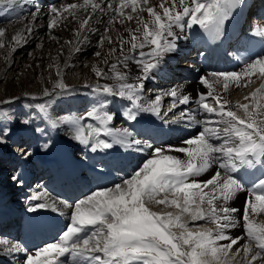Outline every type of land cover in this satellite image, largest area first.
Listing matches in <instances>:
<instances>
[{"label":"snow or ice","instance_id":"snow-or-ice-1","mask_svg":"<svg viewBox=\"0 0 264 264\" xmlns=\"http://www.w3.org/2000/svg\"><path fill=\"white\" fill-rule=\"evenodd\" d=\"M30 2L23 0V4ZM245 4L246 0H82L49 5L45 13L49 30L69 17L78 24L74 39L65 42L69 58L89 43L88 33L99 31L91 25L94 17H109L94 56L102 57L105 43L109 47L91 68L99 79L86 85L96 98L89 110L82 115L50 114L53 100L73 94L64 79V69L70 65L54 58L48 65L56 76L51 88L31 95L33 100H43L34 105L38 114L52 129L66 127L70 138L90 153L118 148L139 154L143 160L118 183L99 186L74 202L53 197L47 188L38 189L28 197L27 211L47 210L67 217L58 239L29 250L19 241L0 237V252L23 253V264H264V223L252 218L264 214V178L246 180L249 169L259 168L264 177V84L244 98L248 103L237 102L233 107L226 95L233 85L247 87L252 77L264 78V54L245 59L240 71L202 75L199 84L206 91L195 98L181 85L159 89L154 96L144 94L145 82L164 70L165 58L177 51L178 41L189 39V30L198 28L208 42L221 41L226 25ZM0 5L22 6L20 0H0ZM34 7L31 21L10 39L7 29L0 27V49L14 53L27 42L24 33H33L41 13L39 5ZM252 35L264 38V28L253 26ZM130 61L137 67L135 75L121 70ZM100 79L113 83H100ZM165 98H171V105L163 111ZM15 99L0 103L11 104ZM117 100L120 107H115ZM180 105L186 107L167 119ZM198 113L204 118H198ZM150 117L162 126L199 130L180 145H157L138 138L154 139L152 130L143 126ZM0 118V122L13 119L3 110ZM121 118L127 126L115 127L114 121ZM33 119L29 116L20 122L27 126ZM10 132L11 128H0V145L8 143ZM48 147L43 145L45 150ZM19 155L27 159L31 149H20ZM209 173V178L201 179ZM12 180L20 186L25 183L23 174L13 175ZM242 192L247 196L238 218L240 209L229 205ZM168 208L173 210H163ZM241 224L243 233L233 237L231 230Z\"/></svg>","mask_w":264,"mask_h":264},{"label":"bare ground","instance_id":"bare-ground-1","mask_svg":"<svg viewBox=\"0 0 264 264\" xmlns=\"http://www.w3.org/2000/svg\"><path fill=\"white\" fill-rule=\"evenodd\" d=\"M249 1L250 0H246L243 9L236 13L233 19L226 25V35L221 41L215 43L208 42L198 28L189 30V39L178 41L179 47L177 51L169 54L165 58L164 70L157 74L154 79L145 82L144 90H146V92L144 91V94L154 96V93L159 89H167L174 85H181L186 94L190 93L192 97L195 98L197 93L206 91V89L199 84V78L202 75L214 71H240L245 59L256 58L257 56H251L249 54V44L253 38H264L252 35V27L257 26L264 28V23L263 25H255L250 21L246 22L241 19V14ZM20 2L22 6H13L12 8H7L6 5H0V27H5L7 29L6 36L8 39H10L16 31L24 30L25 25L31 21V13L35 11L34 5L40 6L41 13L36 22V27L33 33L28 35L25 31L24 34L27 36L26 43H23L14 53H8L7 48L0 49V56H2L1 58L3 59V62H0V67L3 65L6 70L15 65L13 59L16 53L25 52V48L30 46V44L39 43V45H43L46 42L50 43L49 49H52L50 52L49 49H42V51L37 53V58L42 61L44 60V63L46 62V67L48 68L47 74L43 76L44 73H42L43 71L41 69H39V72L29 70L24 72L19 78L20 81L17 82V84L21 83L22 86L26 87L25 83L28 81L31 82V80L37 78L35 83L33 82L34 85H32L34 89L40 87L42 78L47 80L52 76H55V70L48 67L50 63H53L54 58H58L61 65H63L65 61L70 65L69 68L64 69L65 79L69 70L78 63L82 54L89 51V48L94 44L95 39V45L97 47V41L100 38V34L104 31L103 24L109 18L106 15L100 16L98 19L94 17L93 21H91V25L99 31L88 33L89 43L83 46L81 52L75 53L69 58L67 50L68 46L65 42L74 39L75 29L78 27L77 22L69 17L68 21L64 24H61L55 29L49 30L46 26L48 18L45 16V13L48 11L49 5H54L53 2L51 3L48 0H31L28 4H23V0H20ZM73 2L80 3L82 0H65L63 4ZM105 2L107 3L108 0H105ZM79 15L86 17L88 13L80 12ZM145 18H147L146 14ZM129 26L135 27V24L131 23ZM116 28L120 32L124 31L123 26H120L119 24L116 25ZM112 34L115 35V33ZM124 35L127 36V33H124ZM108 47L109 45L105 43L104 49L102 50V57H96L94 60L88 61L85 71L80 70L81 72L75 73L74 82L84 86V89L82 87V89L74 90L71 96L59 97L52 101V107L49 109L52 116L64 115L65 112L69 110H77L89 101L92 103L95 102L96 98L92 91L88 89L86 92L87 89L85 88H88L86 85H94L99 79L91 71V68L93 65L99 63L103 58V52H106ZM62 49L63 52H61ZM97 50L100 49L97 47L95 51ZM6 53L8 54L7 60L5 59ZM205 63H207V65H205L207 68L204 67ZM100 66L103 67L105 71L108 70V66L103 64H100ZM121 70L128 71L132 75H135L138 71L133 61L128 63L127 69L121 67ZM11 77L12 75L9 74L8 78ZM100 83H113V81L100 79ZM261 84H264V78L258 79L254 76L247 87H244L243 84L239 88L233 85L226 94L227 98L231 101L233 107L237 102L248 103L249 101L244 98L249 96L252 91L259 88ZM24 87L23 89H25ZM44 88L45 86L42 87L40 91L42 92ZM232 92H234V94L237 92L234 98H231ZM9 98L10 95L4 100ZM209 102H212L211 98L209 99ZM120 105L121 102L117 100L115 102V107H120ZM164 105L170 106L171 98H165ZM115 107L109 105L110 110H115ZM185 107L186 106L184 105H180L179 108L174 109L173 112L169 113L168 117H172L174 114L178 115L179 111L183 110ZM191 107L195 108L196 105L192 104ZM239 114L242 115L243 113L241 112ZM198 118H204L203 114L198 113ZM37 120H40V118H37ZM153 121H155V123H153ZM119 122L122 123L121 127L127 126L123 123L122 118L119 119ZM39 124L40 122L38 123L33 120V123L28 125L26 129L14 132L12 137L14 143L12 145H14V147L16 146V142H19L22 134L26 135L33 143L36 141L38 142L44 133L36 130L44 129L40 128ZM143 126L152 130L154 139L150 137L138 138L150 139V142L157 145L161 143L166 145H180L183 139L195 134L199 130L198 128H185L183 125L162 126L160 125V121L155 117L148 118L143 122ZM51 131L53 136L57 139L53 150L45 151L41 154L39 153V156H35L32 153L27 159L21 157L19 152L12 151V157H16L19 162L15 165L16 163L9 159L8 170L10 171L12 164L14 172H12V174H9V171L3 172L4 174L1 173L5 183H9V185L6 187L0 185V215L2 213L7 214L8 212H13L17 222L15 224V222L9 223V220L8 222L0 221V237L19 241L28 247L29 250H34L45 244V242H42L35 237L32 230L33 228L37 230L43 228H58L59 232L57 231V233H51L50 235L46 234L47 242H52L58 239L59 233L65 227V222L67 220V217H59L57 214L47 210H38L36 213H29L27 211V207L29 206L28 197L31 194L38 189L47 188L53 197L58 196L67 199L70 202H74L76 199L82 198L91 190H95L99 186H111L113 183H118L121 177L131 173L143 160V157L139 154L126 153L118 148L113 149L108 153H90L83 145H80L78 142L70 138L71 134L66 127L61 126L58 129L51 128ZM60 134H64V140L59 137ZM73 152L76 154H73ZM179 155L183 158V154ZM7 156L8 154L6 157ZM85 156H87L88 159H84ZM33 160L36 161V163L45 161L48 166L45 169V166L42 165L43 169L41 171L33 172ZM100 169L103 170L102 174ZM47 170H49V172H47ZM19 174H23L25 181L23 186L18 185L12 180L13 175ZM37 174H39V178H34ZM210 174L211 173L205 174L201 179L209 178ZM258 178H264L260 176L259 168L248 170L246 180L249 183ZM246 196L247 193H239L237 198L230 202V207L240 209L238 218L242 217ZM156 210L160 211L162 209L158 208ZM163 210L172 211L173 209L168 208ZM263 216L264 214H261L252 218L257 221L259 217ZM199 223L206 228L213 227L211 225L207 226L208 224L204 222ZM243 231L241 224V226L232 229L231 234L235 237L241 235ZM23 260V253L9 255L0 252V264H23ZM65 264H67L66 261Z\"/></svg>","mask_w":264,"mask_h":264},{"label":"rangeland","instance_id":"rangeland-1","mask_svg":"<svg viewBox=\"0 0 264 264\" xmlns=\"http://www.w3.org/2000/svg\"><path fill=\"white\" fill-rule=\"evenodd\" d=\"M48 1H50L51 3L53 2L54 5L59 6V5L63 4L65 0H48ZM95 44H96V39L94 41V44L92 46H90L89 51L87 53L82 54V56L78 60V63L69 70V72L67 73V75L65 77V82L68 83L73 88V91L78 90V89H82V87L84 89V86H81L78 83L74 82L75 81L74 75L77 72L85 71L86 66H87L86 65L87 62L94 60L96 58L94 56V53L96 52L95 50L97 49ZM49 47H50V43H48V42L44 43L43 47H41L39 45V43H37V44L34 43L32 45L30 44V46L25 48V52L16 53V55L13 59V63L15 65L11 66L9 69H6V70L4 69L3 65H1V67H0V101H5L4 99L6 97H8L9 95H10V98L7 100H10L13 97L18 98V99L13 100L11 104L0 103V110L8 112L9 115H11L13 117V119L11 121L0 122V128H3V127L11 128V132L7 136L8 143L6 145H0V151L3 152V153H0V164H3V163L6 164V165H2L3 166L2 168H4V169L7 167V162L9 161L7 159L4 160V156L1 155V154H4V152L10 153L13 149L17 150L16 152H19V150L22 148H30L31 152L35 156H39V153L41 154L45 151L53 150L55 148V142L57 140L56 137L53 136L51 128L47 126L46 121L41 118V116L38 114V111L34 107V105L36 103L43 102V100H33V99H31V95L34 94V95L38 96L41 92L40 90L44 86L50 88L54 79H56V76H52L51 78H49L47 80L42 78V81L40 83V87H38V89H34L32 86V85H34L35 80L37 78H35V80L34 79L31 80V82L28 81L27 83H25L26 87L22 86L21 83L17 84V82L20 81V79H19L20 76H22V74L24 72H27L29 70H31L33 72H35V71L39 72V69H41L43 71L42 73H44L43 76H45L47 74L48 68L46 67V62L44 63V60L42 61L41 59L37 58V53L42 51V49L43 50L49 49ZM51 50L52 49L50 48L49 52ZM229 50H230V48H229ZM1 57L2 56H0V62H3L2 61L3 59ZM9 74L12 75L11 78H8ZM23 87L25 89H23ZM85 89H87L86 90V92H87L88 89H90V88H85ZM144 91L146 92V90H144ZM26 93L29 95L26 96L25 95ZM236 94H237V92H235V94H234V92H232L231 98H234V96H236ZM239 95H241V94H239ZM90 102L91 101H89L86 105H83L81 108H79L77 110H72V111L69 110V111L65 112V114L75 113L77 115H82L85 111L89 110L91 108V106L95 103V102H93V103L92 102L90 103ZM29 116H33L34 121H36L38 123L40 122L39 127L44 128V131H43L44 133L42 135V138L37 143H33V142L30 143L29 139H27V136L25 137V135L22 134L19 142H16V146L10 147L14 143V141L12 140L13 133L16 132L17 130L26 129L28 126V125L27 126L23 125L20 121L22 119L28 118ZM37 118H40V120H37ZM0 119H2V118H0ZM88 122H92V121H85V123H88ZM114 124L116 125L115 127H121L122 126V123L119 122V119L114 121ZM59 137L63 140L65 139L64 134H60ZM44 144L49 145V147L46 150L43 148ZM73 154H76V153L73 152ZM12 160L14 161V163H17V161H19L17 158H12ZM32 163H35V161L33 160ZM10 168L11 169L8 173L12 174V172H14L12 169V164H11ZM36 177L39 178L38 175L34 176V178H36ZM257 222L258 223H264V216L259 217L257 219ZM209 225L214 227L213 224H208L207 226H209Z\"/></svg>","mask_w":264,"mask_h":264}]
</instances>
